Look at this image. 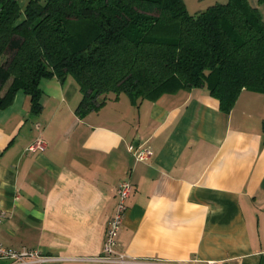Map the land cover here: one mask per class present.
<instances>
[{"label":"crops","instance_id":"obj_1","mask_svg":"<svg viewBox=\"0 0 264 264\" xmlns=\"http://www.w3.org/2000/svg\"><path fill=\"white\" fill-rule=\"evenodd\" d=\"M250 2L264 17V0ZM42 88L39 113L22 89L0 108L3 246L36 249L45 264H110L95 257L116 189L130 180L117 237L136 259L127 264H264L261 90L244 88L228 112L197 87L138 104L112 95L79 114L73 77L44 79ZM39 139L45 147L30 149ZM144 148L151 156L137 159Z\"/></svg>","mask_w":264,"mask_h":264},{"label":"trees","instance_id":"obj_2","mask_svg":"<svg viewBox=\"0 0 264 264\" xmlns=\"http://www.w3.org/2000/svg\"><path fill=\"white\" fill-rule=\"evenodd\" d=\"M250 0L192 14L184 0H0V108L16 91L42 110L44 79L73 77L79 114L113 93L140 103L206 87L230 111L244 88L264 95V19ZM112 96V95H111ZM264 120V119H263ZM264 141V122H263Z\"/></svg>","mask_w":264,"mask_h":264},{"label":"built area","instance_id":"obj_3","mask_svg":"<svg viewBox=\"0 0 264 264\" xmlns=\"http://www.w3.org/2000/svg\"><path fill=\"white\" fill-rule=\"evenodd\" d=\"M46 143L44 140H37L33 142L30 146V149L44 148ZM137 159L145 160L151 156V151L149 148L141 149L136 154ZM134 188L133 183L130 180H123L118 188L117 196L118 202L115 212L112 215V219L108 226L105 236V241L103 245L102 253L95 257L96 260L110 263V264H127L130 262H135L136 259L131 258L129 255L125 254V252H121L118 250V233L120 228L123 226L124 218L126 211L128 209V201L129 196L132 193V189ZM4 216V213L0 211V220ZM0 259H9L7 264H45L44 262L47 260L45 256H42L41 253L36 249H24V250H14L3 246L0 243Z\"/></svg>","mask_w":264,"mask_h":264},{"label":"rangeland","instance_id":"obj_4","mask_svg":"<svg viewBox=\"0 0 264 264\" xmlns=\"http://www.w3.org/2000/svg\"><path fill=\"white\" fill-rule=\"evenodd\" d=\"M27 1L28 0H19L23 9H24L25 5L27 4ZM184 1L186 3V8L188 9V11L192 14H196L197 12L202 11V9L205 10L207 8V6H210L211 4H214L218 1H224L225 2L228 0H184ZM263 6H264V4L261 6V8H263ZM262 10H264V9H262ZM122 94L125 97H128L127 93H122ZM111 95H113V93Z\"/></svg>","mask_w":264,"mask_h":264}]
</instances>
